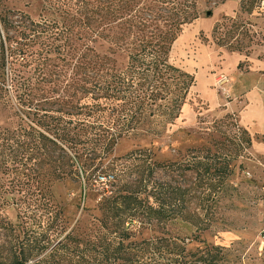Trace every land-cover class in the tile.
Here are the masks:
<instances>
[{"label": "trees", "instance_id": "16d2710c", "mask_svg": "<svg viewBox=\"0 0 264 264\" xmlns=\"http://www.w3.org/2000/svg\"><path fill=\"white\" fill-rule=\"evenodd\" d=\"M36 1V18L0 1V106L7 116L17 118L15 126L0 129V174H13L15 187L29 186L20 207L44 216L45 225L39 222L41 231L21 236L18 224L24 232V221L1 218L9 205L0 195L1 234L14 233L11 243L0 244V264H45L48 258L63 264L58 251L68 245L72 264H225L229 249L224 246L200 241L189 247V241L164 233L135 235L144 225L188 221V195L204 186L203 181L202 195L220 190L232 173L234 158L186 165L196 175L192 188L155 179L158 166L168 170L175 164L155 162L146 148L113 155L123 139L161 134L191 97L195 76L171 54L184 27L200 15L196 0ZM262 1L240 0L239 12L245 18L229 17L228 35H213L215 24L213 42L246 56L264 47L263 28L254 29L257 22L252 19ZM258 12L255 18L264 24V14ZM99 39L108 44L106 52L94 47ZM8 64L18 66L11 79L16 105L5 95ZM243 134L242 148L249 149L252 138L245 128ZM121 160L131 163V176L122 175ZM107 169H116L120 178L97 188L100 198L89 224L78 222L62 237L67 220L52 202V186L80 180L87 191L98 177L104 179ZM212 175L220 176L216 184ZM193 216L189 222L201 230L197 214Z\"/></svg>", "mask_w": 264, "mask_h": 264}, {"label": "rangeland", "instance_id": "374dc122", "mask_svg": "<svg viewBox=\"0 0 264 264\" xmlns=\"http://www.w3.org/2000/svg\"><path fill=\"white\" fill-rule=\"evenodd\" d=\"M4 1L8 8L29 13L33 18L39 13L40 5L36 0ZM196 3L200 15L184 27L173 44L171 54L178 66L195 76L196 85L191 97L175 121L161 134L148 135L139 140L123 139L115 147L113 155L122 157L132 150L146 148L151 151L155 162L175 164L168 170L158 166L154 178L180 185H193L196 175L187 170L186 165L194 160L220 162L223 157L234 158L232 173L220 190L216 189L217 192L208 197L202 195L205 181L204 186L197 189L192 186L195 191L188 195V221L175 219L158 226L144 225L137 228L139 231L135 236L165 234L166 237L189 241V247L198 246L200 241H204L229 249L225 264H264V155L253 157L249 149L242 148L245 144L241 126H246L252 133L253 144L264 143V70L259 69L262 65L264 67V47L253 48L246 56L218 47L213 42L211 32L215 24L217 30L213 35H228L232 27L229 17L238 14L245 18L246 15L239 12L240 0H196ZM208 11L210 14H207ZM258 11L264 14V0L252 14V19L257 22L254 29L263 28L260 32L263 33L262 20L255 18L260 14ZM0 37L3 38L1 31ZM94 47L99 52H106L108 44L99 39ZM239 62H242L240 69L237 67ZM16 65L8 64L5 67L4 89L6 98L8 93L12 99L11 105H16L13 98L15 91L11 86L15 69H18ZM66 70L68 79L70 69ZM227 114L230 117L223 119ZM16 123L17 118L7 116L1 104L0 129L13 127ZM250 152H256L254 147ZM120 164L123 165L122 175L128 177L133 174L129 161L121 160ZM32 168L37 169V166ZM103 177H98L87 191L80 180H67L52 186V202L64 210L63 216L67 220V230L62 237L78 222L81 226L89 224L91 214H96L95 206L100 198L97 188L101 190L103 181L118 178L119 172L107 169ZM12 178L13 174H0V195H4L9 205L2 209L1 218L16 224L24 221V232L18 224V233L28 237L41 231L37 224L44 216L21 208L31 190L26 185L15 187L16 180ZM201 178L203 180L206 176L202 175ZM210 178L216 184L220 176L212 175ZM195 213L201 230L189 222ZM60 217L54 223H59ZM41 224L44 227L45 222ZM1 233L0 244L13 241L12 231L8 236ZM57 256L63 264H72V247L68 245L60 249ZM45 264H55V261L48 258Z\"/></svg>", "mask_w": 264, "mask_h": 264}, {"label": "crops", "instance_id": "0c3cea01", "mask_svg": "<svg viewBox=\"0 0 264 264\" xmlns=\"http://www.w3.org/2000/svg\"><path fill=\"white\" fill-rule=\"evenodd\" d=\"M259 69L264 70L263 65ZM241 126L247 130V132L250 134V136L252 138V133L249 131V129L246 126H243V125H241ZM252 147H254L256 152H253V153L250 152ZM249 153L252 154L253 157L258 156V155H264V143L263 144L259 143V144L255 145V144H253V140H252L251 146L249 148Z\"/></svg>", "mask_w": 264, "mask_h": 264}, {"label": "built area", "instance_id": "2783aa9c", "mask_svg": "<svg viewBox=\"0 0 264 264\" xmlns=\"http://www.w3.org/2000/svg\"><path fill=\"white\" fill-rule=\"evenodd\" d=\"M108 181V180H107Z\"/></svg>", "mask_w": 264, "mask_h": 264}]
</instances>
